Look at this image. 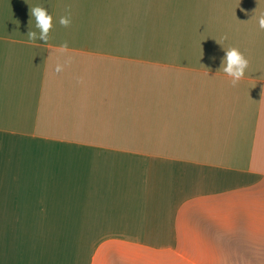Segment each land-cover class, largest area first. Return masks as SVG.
I'll use <instances>...</instances> for the list:
<instances>
[{
	"label": "crops",
	"instance_id": "0c3cea01",
	"mask_svg": "<svg viewBox=\"0 0 264 264\" xmlns=\"http://www.w3.org/2000/svg\"><path fill=\"white\" fill-rule=\"evenodd\" d=\"M31 5L53 15L47 44ZM261 13L0 0V264H264Z\"/></svg>",
	"mask_w": 264,
	"mask_h": 264
},
{
	"label": "clouds",
	"instance_id": "9594fccd",
	"mask_svg": "<svg viewBox=\"0 0 264 264\" xmlns=\"http://www.w3.org/2000/svg\"><path fill=\"white\" fill-rule=\"evenodd\" d=\"M244 11L243 9H241ZM31 20L34 19V28L36 30H29L27 37L29 42H35L37 40L48 43L50 39V30L53 28V15L47 8L35 5L30 7ZM71 13L69 12L65 16L59 18L58 23L63 26H68L71 23ZM253 18V17H251ZM258 25L261 29H264V13H261L256 17ZM227 37H225L226 39ZM68 48L67 42H64L59 46L58 52H64ZM226 55L222 61V66L219 70H222L224 74L231 78L233 85H236L240 80L245 77L246 69L249 66V59L244 53L236 48H225ZM63 70V65L57 64L54 71L60 73Z\"/></svg>",
	"mask_w": 264,
	"mask_h": 264
}]
</instances>
